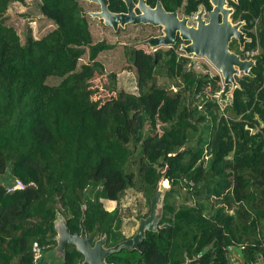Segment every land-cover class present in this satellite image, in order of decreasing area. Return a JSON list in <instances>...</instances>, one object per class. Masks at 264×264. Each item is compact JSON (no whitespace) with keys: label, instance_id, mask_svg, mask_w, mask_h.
<instances>
[{"label":"trees","instance_id":"trees-1","mask_svg":"<svg viewBox=\"0 0 264 264\" xmlns=\"http://www.w3.org/2000/svg\"><path fill=\"white\" fill-rule=\"evenodd\" d=\"M14 1L25 2L0 0V264H34L35 242L44 248L39 263L49 264L56 212L78 232L84 203L92 239L125 238L120 207L108 210L102 200L117 202L137 187L150 207L162 177L171 187L158 230L147 231L138 250L119 253L140 264H231L234 251L242 264H263L264 0L231 1L233 20H245L251 38L244 50L258 53L253 74L236 76L223 110L218 100L231 86L189 67L181 52L124 44L137 73L130 92L98 58L114 45L94 40L80 0H39L55 27L25 41L7 23ZM186 1L187 14L202 2L211 7ZM119 2L110 8L119 10ZM50 77L60 80L50 84ZM12 178L25 188L8 192ZM82 259L67 244L61 264Z\"/></svg>","mask_w":264,"mask_h":264},{"label":"water","instance_id":"water-1","mask_svg":"<svg viewBox=\"0 0 264 264\" xmlns=\"http://www.w3.org/2000/svg\"><path fill=\"white\" fill-rule=\"evenodd\" d=\"M87 1L96 2L100 6V10L90 11V15L102 19L104 24L115 30L128 23L162 25V35L151 36L141 41L142 44L149 45L151 49L162 45H174L176 43L175 36L179 32L181 39L188 41L180 46V50L188 55L203 57L210 62L223 78L224 85L231 86V96L236 87L239 86L236 76L253 74L251 69L256 63L255 59L242 58L241 54L230 48V42L233 39L238 42L242 49L251 38L240 28L245 24L244 21L232 22L230 15L234 9L227 6L228 0H210L213 7L209 13L208 21L203 18V11L201 10L194 16L196 26H188L187 17L179 20L176 12H166L160 1L157 2L155 8H151L146 0H138L137 4L134 0H124L127 4V12L110 10L108 7L109 0ZM231 1L238 2V0ZM135 6L139 8L140 13L135 12ZM170 187L171 184H164L162 177L151 197L149 213L140 217L139 225L134 234L110 247H105L106 234L97 239L94 244L91 243L84 226L86 203L82 205L80 231L75 233L70 232L65 216L57 211L54 220L55 235L52 237L55 245L45 252L44 258L52 257L47 261L54 260V264L64 263L67 244H72L83 255L82 264H113L106 262V256L121 250H138L147 231L156 232L158 230L163 216L165 195ZM190 263L191 260L187 258L184 264Z\"/></svg>","mask_w":264,"mask_h":264},{"label":"rangeland","instance_id":"rangeland-1","mask_svg":"<svg viewBox=\"0 0 264 264\" xmlns=\"http://www.w3.org/2000/svg\"><path fill=\"white\" fill-rule=\"evenodd\" d=\"M80 1L85 11H87L86 18L88 19L94 40H105L114 45V47L110 49L103 50L98 55V58L100 59V61H102V63H104L107 72L115 71L119 74L117 78L118 87H121L130 92H136L137 73L134 68L129 69L130 66L133 67V64L128 59V55L126 54V52H124V41H126L127 43V41L131 38H129L128 35L123 37L122 30L116 31L110 26L104 24L102 19L90 15V11L99 10V4L87 0ZM6 15L7 23L15 27L23 41H25L26 37H33L35 39H38L55 27L54 22L46 18L41 13L39 0H25L24 3L15 1L11 2L8 5V11ZM138 47H142L147 52L151 50V48H149L147 45H139ZM87 61L88 53L84 54V56L80 58L79 65ZM211 70L212 72L217 73L215 69L212 68ZM217 75L220 76L219 73H217ZM59 80L60 78L50 77L48 79V83L56 84L59 82ZM162 80L166 81V77H160V81ZM97 83H99V81H97ZM230 90L231 87L229 91L226 92L225 96H222L218 100V105L221 110H223L231 102L232 96L230 94ZM158 127V130L161 131L160 123L158 124ZM168 183V180H164L165 185H168ZM91 196L93 197V194H91ZM102 199L103 198H101V200ZM102 202L108 210L120 207L121 213L123 215V223L121 228L124 232V235H126L127 237L131 236L136 231L139 218L144 216V214H146L150 208L147 202L146 194L137 187L127 188L122 193L119 201L117 202L109 200H102ZM228 256L231 264H242L239 256L236 255L234 251H230ZM116 257L120 264H132L133 261H137L140 259L136 256L131 257V254L126 253H118ZM47 258L48 259L44 258V261L46 263L54 264V260H51L50 262L47 261L52 259V257ZM140 262L143 263L142 259Z\"/></svg>","mask_w":264,"mask_h":264},{"label":"flooded vegetation","instance_id":"flooded-vegetation-1","mask_svg":"<svg viewBox=\"0 0 264 264\" xmlns=\"http://www.w3.org/2000/svg\"><path fill=\"white\" fill-rule=\"evenodd\" d=\"M113 1L114 0H109V3H108V7L110 10L112 11H115V12H127L128 11V8H127V4L125 3L124 0H120L121 2H119V7L120 9L119 10H116V9H111V5L113 4ZM160 1L162 3V6L164 8V10L166 12H169V13H173V12H176V15H177V18L179 20H182L184 17H187V25L188 26H196V22L194 21V16L200 12L201 10L203 11L202 13V16L204 19H206L208 21L209 19V13L212 9V4L210 2V8L206 5V3L202 2L200 3V5L198 6V10L195 11L194 13L192 14H187L184 10V7H185V4L187 3L186 0H155L154 3H150L148 0H146V3L148 5L151 6V8H155L156 5H157V2ZM239 1V0H238ZM134 2L137 4L138 3V0H134ZM121 3V4H120ZM234 3H238V2H234ZM228 7H232L234 9L233 13L235 12V6L231 5V0H228V4H227ZM135 12L136 13H140V10L138 7L135 6ZM99 10H100V6H99ZM233 13L230 15L231 19H232V22H237V21H234L233 20ZM238 21H244L245 20H238ZM246 23V22H245ZM245 24L242 25L240 28L241 30H243ZM112 28V27H111ZM113 29V28H112ZM122 30L123 31V37L128 35L129 38H131L130 40L127 41H124L125 44H131L133 46H136V45H141V41L148 38V37H151V36H158V35H162L163 34V26L162 25H153V24H144V23H139V24H132V23H128L126 24L125 26L121 27L119 26V28L116 30V31H120ZM178 31V29H177ZM244 31V30H243ZM131 35V36H129ZM175 41L176 43L174 45H162V46H159L155 49H158V48H162V49H168V48H171L175 51H179L180 52V46L184 43H187L188 41L187 40H183L181 39V37L179 36V32H177V35L175 36ZM238 42H236L235 39H233L231 42H230V48L231 50L239 53L237 50L239 49L241 52L239 54L243 55L242 53V50L244 49V47L241 49L240 48V45L237 44ZM144 45V44H142ZM237 45L238 46V49H237ZM149 47V45H147ZM245 46V45H244ZM166 47V48H165ZM150 209V208H149ZM144 217V216H142ZM140 219V218H139ZM138 225H139V222H138ZM138 227V226H137ZM75 233V232H74ZM88 234V233H87ZM106 234V233H104ZM104 234L102 235H98L96 237H94L93 239L89 236L88 234V237L90 238L91 240V243L94 244L95 241L99 238H101ZM134 234V233H133ZM132 234V235H133ZM131 235V236H132ZM131 236H126L125 235V238H122L120 240H118L117 242L121 241V240H124L126 238H129ZM117 242H113L111 243V240L108 239V236L106 234V243H105V247H110L114 244H116ZM119 252L117 253H113V254H110L108 256H106V262H109V263H113V264H120V262L118 261L116 255L118 254ZM84 258V257H83ZM140 258V257H139ZM83 260V259H82ZM140 261H141V258L139 260H135L133 261L132 264H140Z\"/></svg>","mask_w":264,"mask_h":264},{"label":"built area","instance_id":"built-area-1","mask_svg":"<svg viewBox=\"0 0 264 264\" xmlns=\"http://www.w3.org/2000/svg\"><path fill=\"white\" fill-rule=\"evenodd\" d=\"M155 49H153L152 51H154ZM258 53V50H244L243 51V58H253L254 56ZM180 55L185 56L189 59V63L188 66L193 68L195 71L198 72H204V73H208L210 76H214L217 73H219L211 64L210 62H208L205 58L203 57H198L196 55H188L185 52L181 51ZM207 66V67H205ZM215 69L217 71V73L212 72L211 69ZM221 84L222 87H224V83H223V78L221 77ZM223 89L217 91V93L215 94L216 97H219L220 94L222 93ZM25 188V184L23 183L22 180H20L19 178H12L11 182L9 184H7V191L11 192L14 191L16 189H23ZM43 247L40 246L37 242L34 243L33 245V261L34 264H40V260L43 257Z\"/></svg>","mask_w":264,"mask_h":264},{"label":"clouds","instance_id":"clouds-1","mask_svg":"<svg viewBox=\"0 0 264 264\" xmlns=\"http://www.w3.org/2000/svg\"><path fill=\"white\" fill-rule=\"evenodd\" d=\"M153 50V49H152ZM244 50H242V52H243ZM180 52H181V50H180ZM184 52V51H183ZM242 56V55H241ZM243 58V57H242ZM253 59V58H252Z\"/></svg>","mask_w":264,"mask_h":264},{"label":"crops","instance_id":"crops-1","mask_svg":"<svg viewBox=\"0 0 264 264\" xmlns=\"http://www.w3.org/2000/svg\"><path fill=\"white\" fill-rule=\"evenodd\" d=\"M119 75V74H118ZM117 78H118V76H117Z\"/></svg>","mask_w":264,"mask_h":264}]
</instances>
